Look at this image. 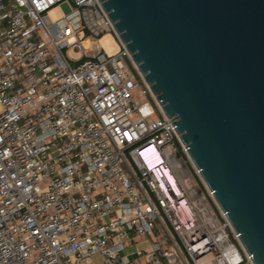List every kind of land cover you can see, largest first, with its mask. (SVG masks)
Instances as JSON below:
<instances>
[{
    "label": "built area",
    "instance_id": "built-area-1",
    "mask_svg": "<svg viewBox=\"0 0 264 264\" xmlns=\"http://www.w3.org/2000/svg\"><path fill=\"white\" fill-rule=\"evenodd\" d=\"M210 198L99 0H0V264L253 263Z\"/></svg>",
    "mask_w": 264,
    "mask_h": 264
},
{
    "label": "water",
    "instance_id": "water-1",
    "mask_svg": "<svg viewBox=\"0 0 264 264\" xmlns=\"http://www.w3.org/2000/svg\"><path fill=\"white\" fill-rule=\"evenodd\" d=\"M99 2L253 264H264V0Z\"/></svg>",
    "mask_w": 264,
    "mask_h": 264
},
{
    "label": "rangeland",
    "instance_id": "rangeland-1",
    "mask_svg": "<svg viewBox=\"0 0 264 264\" xmlns=\"http://www.w3.org/2000/svg\"><path fill=\"white\" fill-rule=\"evenodd\" d=\"M69 11H70V6L68 5V3H61V4L56 5L54 8H52L48 12V15L52 19H57L60 16L68 13ZM88 38L90 41V54L91 55L99 52L100 50H103L108 56H113L121 51V43L113 32H106L100 37L89 36ZM142 89L143 88H141L135 93L136 98L142 101L149 99L152 102V105L154 108V113L150 115L149 119L157 118V113H156L157 107L155 105V102L151 99L149 94H144L142 92ZM210 199L215 209H217L216 200H214L213 198H210ZM94 263L102 264L101 258L99 256H96L94 258L93 263L84 262L83 264H94ZM244 264H253V263L247 262Z\"/></svg>",
    "mask_w": 264,
    "mask_h": 264
}]
</instances>
